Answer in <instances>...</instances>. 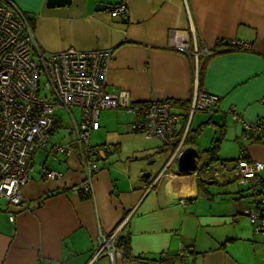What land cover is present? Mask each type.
Masks as SVG:
<instances>
[{
  "label": "crops",
  "instance_id": "obj_1",
  "mask_svg": "<svg viewBox=\"0 0 264 264\" xmlns=\"http://www.w3.org/2000/svg\"><path fill=\"white\" fill-rule=\"evenodd\" d=\"M11 1L32 19L35 41L45 52L111 50L107 92L125 91L131 104H178L180 131L192 137L183 149L194 148L199 159L195 172H180L172 148L129 132L134 118L125 111L105 110L89 144L106 152L97 159L91 195H84L78 149L50 150L73 139L72 129L67 137L58 132L56 115L58 127L35 155L22 188L23 205L0 198V264H140L162 256L173 261L180 250L185 264H264V234H256L243 214L253 206L250 185L212 178L232 175L241 148L247 159L264 162V142L227 112L234 107L245 121H264V0H126L127 20L110 16L119 0H71L54 8L47 0ZM171 30L188 39L195 34L203 47L236 40L249 50L217 46L196 74L193 60L167 49ZM196 90L216 96L218 105L190 119L185 107ZM214 145L218 161L202 174ZM46 170L61 176L46 179ZM259 176L264 184V171ZM119 226L125 254L94 260L98 233Z\"/></svg>",
  "mask_w": 264,
  "mask_h": 264
},
{
  "label": "built area",
  "instance_id": "obj_2",
  "mask_svg": "<svg viewBox=\"0 0 264 264\" xmlns=\"http://www.w3.org/2000/svg\"><path fill=\"white\" fill-rule=\"evenodd\" d=\"M110 16L127 20L126 0H119ZM223 44L232 52L249 50L248 44L236 40H219L212 48L203 47L195 34L188 39L175 30L168 33L167 49L193 60L198 74L201 62L214 56L215 47ZM111 58V50L83 52L69 48L55 53L41 50L23 12L11 0H0V198L7 205H23L22 188L28 182L34 157L50 144L56 112L60 110L69 114L73 139L66 144H52L50 150L53 154H70L73 148L78 149L84 176L79 190L84 195H91L97 159L106 152L105 146L89 144L91 133L100 127L102 111L123 110L130 114L134 121L128 131L156 139L162 148H172V159L182 152L186 130L180 131V116L174 113L179 105L169 100L131 104L127 92H107L106 74ZM217 105L216 96L196 90L185 110L191 119L195 113L213 112ZM73 108L80 112L79 122L71 114ZM227 112L247 133L264 142V121H245L234 107ZM262 171L264 162L247 159L245 149L241 148L232 175L224 178L218 173L212 175L215 180L236 179L240 186L250 185L253 206L243 214L256 234H264V184L259 176ZM60 176L44 172L46 179ZM156 184L157 180L151 188ZM119 229L120 226L108 234L98 233L94 260L100 256L113 260L115 253L123 254L118 247ZM183 259L184 251L180 250L173 261L162 256L138 262L185 264Z\"/></svg>",
  "mask_w": 264,
  "mask_h": 264
},
{
  "label": "water",
  "instance_id": "obj_3",
  "mask_svg": "<svg viewBox=\"0 0 264 264\" xmlns=\"http://www.w3.org/2000/svg\"><path fill=\"white\" fill-rule=\"evenodd\" d=\"M71 0H47L46 6L48 8L63 7L69 5ZM101 6H97L96 9H100ZM199 159L198 152L192 148L188 147L182 150V152L177 157V168L182 173H193L197 169V161ZM149 173L143 175L147 178Z\"/></svg>",
  "mask_w": 264,
  "mask_h": 264
},
{
  "label": "trees",
  "instance_id": "obj_4",
  "mask_svg": "<svg viewBox=\"0 0 264 264\" xmlns=\"http://www.w3.org/2000/svg\"><path fill=\"white\" fill-rule=\"evenodd\" d=\"M25 17H26V19L28 20V22H29V24L31 25V27L33 28V26H32V19L31 18H29L28 16H26L25 14H23ZM58 121H56V123H55V125H54V127L56 128V127H58ZM252 138H254L253 136H252ZM191 139H192V137H191V134H190V131H187L186 132V136H185V140H184V146H186V145H188V144H190V142H191ZM255 140H258V141H260L259 139H257V138H254ZM216 150H217V146L216 145H214L210 150H207L206 151V157H205V160L202 162V164H201V167H200V172L202 173V174H207L208 173V169H209V167L212 165V163H214V162H217L218 160H217V158H216ZM212 174H210V176H211ZM201 180L199 179V183L201 184ZM88 197V196H87ZM118 247L123 251V253L125 254V252L127 251V243L124 241V239L123 238H121L120 240H118ZM175 260V259H174Z\"/></svg>",
  "mask_w": 264,
  "mask_h": 264
},
{
  "label": "rangeland",
  "instance_id": "obj_5",
  "mask_svg": "<svg viewBox=\"0 0 264 264\" xmlns=\"http://www.w3.org/2000/svg\"><path fill=\"white\" fill-rule=\"evenodd\" d=\"M72 112L75 116V120L77 122H79L80 120V112L78 109L73 108ZM56 115L59 117V119L61 120V124H60V128H58V132H60V134H62L63 136H66L69 134V132L72 129V121L70 120V118L68 117L67 113L65 111H58L56 112Z\"/></svg>",
  "mask_w": 264,
  "mask_h": 264
}]
</instances>
